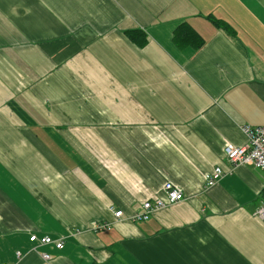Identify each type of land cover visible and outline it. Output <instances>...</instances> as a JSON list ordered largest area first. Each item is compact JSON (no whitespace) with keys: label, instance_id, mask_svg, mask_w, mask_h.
<instances>
[{"label":"crops","instance_id":"0c3cea01","mask_svg":"<svg viewBox=\"0 0 264 264\" xmlns=\"http://www.w3.org/2000/svg\"><path fill=\"white\" fill-rule=\"evenodd\" d=\"M244 125L264 126V0H0V264H264V171L223 156ZM166 181L184 198L131 221Z\"/></svg>","mask_w":264,"mask_h":264},{"label":"built area","instance_id":"2783aa9c","mask_svg":"<svg viewBox=\"0 0 264 264\" xmlns=\"http://www.w3.org/2000/svg\"><path fill=\"white\" fill-rule=\"evenodd\" d=\"M241 130L246 137V143L241 146H236L231 143L225 144L223 147V156L231 164L252 165L264 171V126L244 125L241 126ZM221 175L222 168L218 165L214 166L204 175L205 186L214 185ZM162 191L164 199L155 198L153 200H145L142 202L141 210L130 216L131 221H145L151 216L155 209L165 207L184 198L182 190L169 181H166L163 184ZM254 215L259 220L264 221V199L256 208ZM112 216L117 219L122 217L123 213L121 210H114ZM100 226L106 227L109 226V224H97L95 228ZM29 240L34 244H52L58 249L63 247L62 238L54 239L47 234L42 236L31 234ZM17 254H19V252H17ZM41 256L44 260L50 259V255L46 252H43Z\"/></svg>","mask_w":264,"mask_h":264},{"label":"trees","instance_id":"16d2710c","mask_svg":"<svg viewBox=\"0 0 264 264\" xmlns=\"http://www.w3.org/2000/svg\"><path fill=\"white\" fill-rule=\"evenodd\" d=\"M213 22H216L213 20ZM127 38L142 47L147 43V36L141 30H129L126 32ZM173 42L177 46H191L193 49H198L203 44V39L200 38L193 29L186 23H180L173 31Z\"/></svg>","mask_w":264,"mask_h":264}]
</instances>
